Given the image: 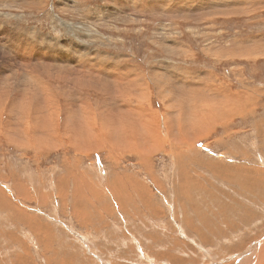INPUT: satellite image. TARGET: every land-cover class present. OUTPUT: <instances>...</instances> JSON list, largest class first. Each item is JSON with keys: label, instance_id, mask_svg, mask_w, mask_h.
Here are the masks:
<instances>
[{"label": "rangeland", "instance_id": "374dc122", "mask_svg": "<svg viewBox=\"0 0 264 264\" xmlns=\"http://www.w3.org/2000/svg\"><path fill=\"white\" fill-rule=\"evenodd\" d=\"M0 93V264H264V0H0Z\"/></svg>", "mask_w": 264, "mask_h": 264}, {"label": "bare ground", "instance_id": "6f19581e", "mask_svg": "<svg viewBox=\"0 0 264 264\" xmlns=\"http://www.w3.org/2000/svg\"><path fill=\"white\" fill-rule=\"evenodd\" d=\"M67 10V9H66ZM63 31V30H62ZM74 31V30H73ZM92 31V30H91ZM18 40V39H17ZM19 43V42H18ZM13 44L11 43V46H8V45H6L7 46V48L10 50L11 48H12V51H15L16 52V55L17 54H20L19 52H17L14 48H13V46H12ZM26 46H28V43H25L24 44V47H23V50L25 51V53L24 54H31V55H29V58H32V54L34 53L33 51H35V50H33V48H29V49H26ZM30 47V46H29ZM28 48V47H27ZM36 52V51H35ZM100 53V52H99ZM15 54V53H14ZM35 54V53H34ZM20 56H22V55H20ZM36 56V55H35ZM6 57V56H5ZM52 57V56H51ZM34 58V57H33ZM31 60V59H30ZM95 60V59H94ZM7 62V61H6ZM13 63V62H12ZM35 63V62H34ZM5 64V63H4ZM15 64V63H14ZM13 64V65H14ZM107 64V63H106ZM6 65H7V67L10 65L9 63H6ZM17 65V64H16ZM89 65V64H88ZM34 66V65H33ZM36 66V65H35ZM42 66V65H41ZM64 66V65H63ZM15 67V66H14ZM13 67V68H14ZM9 68V67H8ZM36 68H40V67H35L34 69H36ZM49 68V67H48ZM59 68H63V67H59ZM42 69H45V67L44 68H42ZM46 69H47V67H46ZM45 69V70H46ZM55 69H57V70H60V69H58V68H55ZM43 71V70H42ZM47 71V70H46ZM69 71V69H65V72H68ZM21 72V71H20ZM56 72V71H55ZM59 72H64V70L63 71H59ZM98 72V71H97ZM58 73V72H57ZM28 74V73H27ZM56 74V73H55ZM8 77V76H7ZM112 77V76H111ZM18 78V77H17ZM63 78H65V77H63ZM67 78V77H66ZM103 78V77H102ZM120 78H122L121 76H120ZM82 79L83 78H81V79H79V80H77V84L80 82V81H82ZM88 79V78H87ZM84 80V79H83ZM128 80V79H127ZM88 81V80H87ZM113 81V80H112ZM83 82V81H82ZM28 83V82H27ZM71 83V82H70ZM94 83V82H93ZM132 83L134 84V82H131V85H132ZM136 83V82H135ZM18 84V83H17ZM74 84V83H73ZM82 84H84V83H82ZM106 84V83H105ZM137 85H138V83H136ZM139 86V85H138ZM131 88V87H130ZM129 88V89H130ZM132 90V89H131ZM98 91H99V89H98ZM126 93V92H125ZM128 93H126V95H127ZM125 95H123V97H124ZM2 96H1V93H0V98H1ZM36 97H38V96H36L35 95V98ZM1 100V99H0ZM232 100V99H231ZM84 106V105H83ZM71 115V114H70ZM39 117V116H38ZM38 122V121H37ZM67 122V121H66ZM40 123V122H39ZM38 123V124H39ZM52 123L54 124V121H52ZM64 124V123H63ZM38 126H36V128H37ZM55 128V127H54ZM100 128L102 129V130H106V132L104 133V132H102V135L100 134ZM100 128L96 125V124H94V123H91V124H89V123H84V122H81V121H76V120H74L73 122L71 121L70 123H66V128H62V129H60V128H55L56 129V132L55 133H53V136H54V139H56L57 137H59V139H60V131L61 130H64L65 131V136H66V138H72V141H71V145L72 146H74V144H75V142H77V141H75L73 138L74 137H81L82 138V136H91V137H93V138H96V140L95 141H91L90 139L86 142V147H87V149L88 150H91V149H94V145L96 144V145H100V144H104V143H106V144H108V145H110V146H112V147H114V145H112L113 143V141L111 142L110 141V143H109V140L108 139H112L113 140V138H114V141L116 142V144L115 145H117L118 146V148H123V147H128V148H130V147H132V145L130 144V141L131 140H135L134 139V136L133 135H131V138H129V134L124 130V129H119V131H117L116 133H118L116 136H114V135H111L110 136V134L108 133V131H107V128L108 127H104V124H102L101 126H100ZM41 129V128H40ZM54 129V130H55ZM53 131V130H52ZM39 132H40V130H39ZM115 132V131H114ZM25 136L27 137V135L25 134ZM24 136V137H25ZM114 136V137H113ZM125 137V138H124ZM128 140H130V141H128ZM150 142V138L148 137V136H143V138L141 137L140 139H138V146H137V144L136 143H134V142H131L132 144H134V146H133V148H137V147H139L140 149L142 148V149H147L148 148V146H149V143ZM155 143H156V141H154ZM39 143V142H38ZM44 143V142H43ZM151 143V142H150ZM40 144V143H39ZM48 144V143H47ZM43 145V144H42ZM76 145L79 147V148H81V149H83L84 147H85V143L82 141L81 143H79V142H77L76 143ZM115 148V147H114ZM117 148V147H116ZM141 149V150H142ZM138 150V149H137ZM147 152V151H146ZM60 182V181H59ZM1 198V197H0ZM263 247L264 246H262V247H259L258 249L259 250H261V249H263ZM258 249H255L256 251H258ZM253 251V250H252ZM250 251L249 253V255L251 256V260H250V262L253 260V257H254V252L255 251ZM248 258V257H247Z\"/></svg>", "mask_w": 264, "mask_h": 264}, {"label": "crops", "instance_id": "0c3cea01", "mask_svg": "<svg viewBox=\"0 0 264 264\" xmlns=\"http://www.w3.org/2000/svg\"><path fill=\"white\" fill-rule=\"evenodd\" d=\"M261 241H262V240H261ZM261 241H259L258 244H259ZM253 245H257V244H253ZM258 251H260V250L258 249ZM247 253L250 254L249 252H247ZM249 257L251 258L250 255L248 256V258H249ZM240 258H243V255H242ZM248 258H247V259H248ZM250 258H249V259H250ZM244 259H245V258H243L242 261H243ZM247 259H246V260H247ZM242 261H239L238 264H240Z\"/></svg>", "mask_w": 264, "mask_h": 264}]
</instances>
